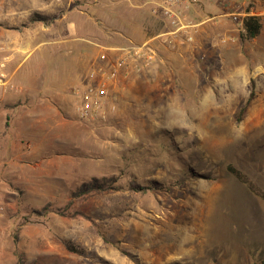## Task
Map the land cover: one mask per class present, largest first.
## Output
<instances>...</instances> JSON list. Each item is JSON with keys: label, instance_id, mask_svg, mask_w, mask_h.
<instances>
[{"label": "rangeland", "instance_id": "374dc122", "mask_svg": "<svg viewBox=\"0 0 264 264\" xmlns=\"http://www.w3.org/2000/svg\"><path fill=\"white\" fill-rule=\"evenodd\" d=\"M146 14L137 19L127 0H0V64L18 88L0 90V264L263 258L264 71L252 66L264 64L261 38L226 51L213 33L179 59L158 55L118 77L88 119L75 113L73 87L53 89L50 77L80 53L92 60L162 26ZM7 35L62 47L17 52ZM104 180L105 191L80 192Z\"/></svg>", "mask_w": 264, "mask_h": 264}, {"label": "built area", "instance_id": "2783aa9c", "mask_svg": "<svg viewBox=\"0 0 264 264\" xmlns=\"http://www.w3.org/2000/svg\"><path fill=\"white\" fill-rule=\"evenodd\" d=\"M195 4L197 0L155 2L150 14L161 22V32L143 43L127 40L122 45L101 47L96 64L87 73V81L71 89L77 117L88 119L97 116L107 103L109 91L118 77H123L128 70H137L155 63L159 46L174 48L192 44L198 24L188 17V12ZM230 17L234 23L241 24V15L238 12L231 13ZM4 67V63H1L0 90L16 91L18 88L11 83L10 77H7L3 70Z\"/></svg>", "mask_w": 264, "mask_h": 264}, {"label": "crops", "instance_id": "0c3cea01", "mask_svg": "<svg viewBox=\"0 0 264 264\" xmlns=\"http://www.w3.org/2000/svg\"><path fill=\"white\" fill-rule=\"evenodd\" d=\"M127 1L129 2V6L134 9L135 17L137 19H141L143 12L144 17H146L145 15H147V10H150L153 4L160 0ZM233 12H238L241 15V21H243V19L247 16L259 17L261 30L259 35L253 39L261 38L264 41V0H198L197 4H195L188 12V17L193 22L198 24L193 43L182 46L178 45L174 48L159 46L157 48L159 57L162 56L163 61H167L171 58L179 59L180 55H182V52H184L186 49L200 47L204 44V42H208V40L206 39L207 36L210 37L213 33L214 35L212 36H214L215 38V43L213 46L221 47L226 51H236L237 41L238 39H241L240 34L243 32V27L242 22L239 25L232 21L230 14ZM7 17V19H10V15ZM18 18H20V16H18ZM211 18L214 19L209 20ZM162 30L163 28L162 26H160L158 30H155L156 32H151L148 35L144 34V37L139 38L138 41L136 39L133 40L138 44L143 43L147 40H150L153 36L161 32ZM17 32H22V30H17ZM138 32L141 33V30H138ZM6 38H8V40L4 39V44H6L5 46H7L6 48L8 50L17 52L21 50L23 51L25 49L36 50L40 47L46 46L48 47L47 50H53L62 47V45H60V42L58 43L57 41L35 42L27 40L18 43L10 40L11 37H9L8 35ZM130 39L132 40V38ZM123 42L126 43V40H124ZM123 42L119 45H122ZM63 44L65 46H68L65 42ZM17 52L13 53L9 58H20V55ZM261 56V58H264V51H262ZM96 57H94L92 60H89L86 54L80 53L71 64L66 66L63 70L60 69V71L54 74L53 77H50L53 89L57 90V95H62L61 92H64L65 89L84 84L87 81L88 71L96 64ZM21 60L22 61L21 63H19V65H22V63L25 61L24 58ZM261 60L252 64V66L254 69H261L262 72L264 71V64L261 63ZM245 71H249L248 66H245ZM10 79L12 81L14 77H10ZM18 79H20V77ZM2 97L4 98V100H11V98H13L10 94H3Z\"/></svg>", "mask_w": 264, "mask_h": 264}, {"label": "trees", "instance_id": "16d2710c", "mask_svg": "<svg viewBox=\"0 0 264 264\" xmlns=\"http://www.w3.org/2000/svg\"><path fill=\"white\" fill-rule=\"evenodd\" d=\"M43 20L41 17H34L32 19V22L37 23ZM242 27L243 32L240 34V37L242 40H251L255 37H257L261 30V24H260V18L256 16H247L242 21ZM253 83L251 82V90L248 95L247 101L243 107H241L238 111V119L241 118V116L246 112L248 105L250 104L251 100L253 99ZM6 108H10L9 105L6 106ZM9 117L7 116L6 119ZM227 171L231 173L235 178L239 180H243L244 176L243 174L237 170L236 168H233V166H228ZM108 188V185L106 184V180H104L101 183H98L97 181L93 183H87L84 184L81 188V193L86 194L92 190H99V191H105ZM259 264H264V256L260 260Z\"/></svg>", "mask_w": 264, "mask_h": 264}]
</instances>
